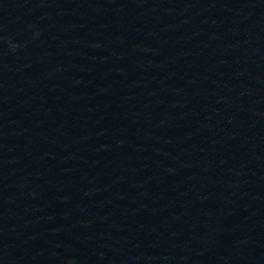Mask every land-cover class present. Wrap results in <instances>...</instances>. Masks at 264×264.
Listing matches in <instances>:
<instances>
[{"label":"water","instance_id":"water-1","mask_svg":"<svg viewBox=\"0 0 264 264\" xmlns=\"http://www.w3.org/2000/svg\"><path fill=\"white\" fill-rule=\"evenodd\" d=\"M104 264H264V0H101Z\"/></svg>","mask_w":264,"mask_h":264}]
</instances>
